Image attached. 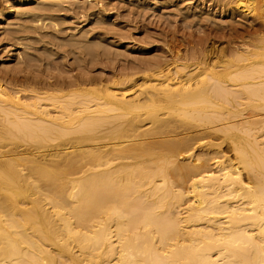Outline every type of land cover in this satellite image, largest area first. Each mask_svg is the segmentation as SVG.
<instances>
[{"label":"bare ground","instance_id":"bare-ground-1","mask_svg":"<svg viewBox=\"0 0 264 264\" xmlns=\"http://www.w3.org/2000/svg\"><path fill=\"white\" fill-rule=\"evenodd\" d=\"M62 1L9 7L42 20ZM204 1L258 22L229 56L0 82V264H264V0ZM98 3L81 36L121 37Z\"/></svg>","mask_w":264,"mask_h":264},{"label":"rangeland","instance_id":"rangeland-1","mask_svg":"<svg viewBox=\"0 0 264 264\" xmlns=\"http://www.w3.org/2000/svg\"><path fill=\"white\" fill-rule=\"evenodd\" d=\"M78 1L63 0L62 4L55 3L57 7H60L59 10H57L58 8L55 10L56 7H53L52 13L46 11L48 15L51 14L50 16L41 15L45 20H43L44 18L42 20L35 18V21L28 12L26 16L25 14H19L21 17L17 15L19 18L15 16L20 7L22 11H27L31 5L37 7L35 3L9 7L11 0H0V77L7 74L0 78L2 84L7 85L10 80L15 79L17 84L22 83L20 86L27 89L29 83L25 78L29 77L31 72L40 81L44 78L47 79L44 81L51 82L57 78L61 84V78L63 80L72 79L75 73L83 72L84 74L85 71H89L88 73L95 75L106 74L111 69L119 68L124 62L126 63L138 55H161L163 58L176 54L182 56L183 54H190L192 51L195 54L198 51H207L208 53H222L223 51L229 56L234 48H238L237 44L240 45L241 37L248 40V34L258 24L253 16L236 14L231 17L226 13H219V9L215 7L211 9L205 1L202 3L203 5L196 6L198 0ZM97 1L105 8L104 17H109V21L114 24L113 29L121 33V37L113 38L114 42L110 38L106 40L105 37L100 36L97 40L93 39L91 34H87L85 38L81 36L80 30H91L96 26L94 15L90 13L97 10L98 6L94 4ZM23 6H26L27 9ZM73 7H76L78 11ZM31 12L35 11L32 10ZM39 13L46 14L45 12ZM3 16L7 18H3ZM18 29L22 32L21 34L19 32L20 35L17 33ZM229 39L231 40L229 41ZM92 43L95 44L96 48ZM233 44L236 46L234 47ZM87 45L93 46L94 49H89ZM144 45L150 47V50L145 53L131 50L136 46ZM231 50L232 52H230ZM14 51H18L17 55H12ZM27 55L33 56L31 58L34 60L30 62L25 60ZM125 57L127 58L125 59ZM86 72L85 75H88ZM68 74L70 77L66 76L65 78V75ZM53 76L54 78L50 79ZM60 84L48 88V86L39 83L37 87L41 86V91L55 92L61 89ZM20 86L19 88H21ZM243 110L244 114L251 113V111L246 113L249 111L247 108ZM5 140L8 141H5L4 150H11L13 146L18 144L19 148L26 145L20 141L13 143L9 138ZM29 150L34 152L37 149L33 150L32 146ZM57 158L58 162L61 161V157Z\"/></svg>","mask_w":264,"mask_h":264}]
</instances>
